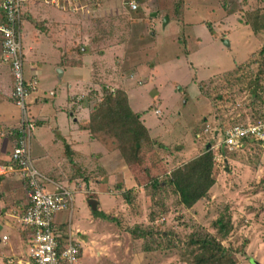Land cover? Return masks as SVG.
I'll list each match as a JSON object with an SVG mask.
<instances>
[{"label":"rangeland","instance_id":"rangeland-1","mask_svg":"<svg viewBox=\"0 0 264 264\" xmlns=\"http://www.w3.org/2000/svg\"><path fill=\"white\" fill-rule=\"evenodd\" d=\"M128 1L78 0L65 10L78 29L72 51L85 65L67 69L49 88L68 87L89 117L103 86L112 94L122 91L144 128L155 123L160 133L152 138L146 132L143 153L131 167L122 156L131 147L125 140L81 147V177L96 181V194L84 193L85 185L81 192L61 185L74 192L70 228L80 245L77 264H194L189 239L217 236L213 223L222 214L230 217V232L220 242L235 264H264V144L230 151L216 137L233 124L264 118V0H134L136 11ZM30 114H36L33 106ZM44 150L48 156L40 161ZM208 150L215 184L206 198L187 209L171 187L151 189L150 174L164 181ZM63 152L31 143L39 173L47 179L67 173L72 181L81 170L65 168ZM122 170L132 177L130 189L123 187ZM90 200L108 220L92 215Z\"/></svg>","mask_w":264,"mask_h":264},{"label":"crops","instance_id":"crops-1","mask_svg":"<svg viewBox=\"0 0 264 264\" xmlns=\"http://www.w3.org/2000/svg\"><path fill=\"white\" fill-rule=\"evenodd\" d=\"M50 1L31 0L26 2L22 8L20 30L24 52V74L26 79L32 77L37 79L36 90L31 93L28 100V110L30 109L31 112V106H33L36 113L35 116L32 115L36 122V130L31 143L35 139L36 144L41 148L43 145H57L59 149H64L65 168L81 170V173H78L72 181L69 177L66 178L67 173H61V176L56 175L55 177L47 175L51 182L47 186L49 191H53L57 185H70L75 189L78 187L77 191L81 192L82 185H85L84 193L96 194L93 192L96 181L89 177L83 180L84 176L81 177V174H83L85 165L80 164L79 161V158L86 157L81 153V147L96 144L88 131L82 130L81 127L89 121L90 109L84 107L80 103L79 96L71 93L68 87L66 90L49 89L58 85L57 81L66 75L67 69H80L85 65L79 62L81 58L78 56L80 55L74 53L71 48L75 47V42L77 44L79 40V36H75L78 33L77 25L68 17L69 12L64 10L62 3L56 0V3L52 4ZM0 15H2L1 11ZM68 35L71 37L68 38ZM56 71L61 73L57 75ZM68 83L69 81L67 85ZM12 91L13 80L10 66L3 59L0 37V164H6L8 161L15 143V130L20 122V115H17L14 110ZM127 103L130 104V101L128 100ZM84 108H87L86 114L83 112ZM141 119L144 125V120ZM145 127L152 138L160 134L157 133L158 127L155 123L152 127L150 125L149 127L145 125ZM35 132H37L36 136ZM183 153L180 151L176 154L182 156ZM42 155L43 157L38 158L40 161L47 158V151L44 150ZM53 167L60 172L58 166ZM121 173L124 178L121 180L123 187L130 189L127 185L133 184L132 177L127 171L122 170ZM108 178L110 179L108 186H110L112 177ZM113 178L116 180L115 177ZM108 196L113 195L108 192ZM25 201L26 188L18 175L0 177V258H4V264H7L9 260L17 264V261L22 262L25 259L30 240L29 234L21 229L11 217V213L20 209ZM67 219L68 213H61L56 217V223L63 227ZM3 237H6V240H2Z\"/></svg>","mask_w":264,"mask_h":264},{"label":"built area","instance_id":"built-area-1","mask_svg":"<svg viewBox=\"0 0 264 264\" xmlns=\"http://www.w3.org/2000/svg\"><path fill=\"white\" fill-rule=\"evenodd\" d=\"M31 0H1L0 37L2 56L10 66L13 80L12 101L19 111L20 122L15 130V143L6 164H0V177L16 174L26 188L24 205L11 213L19 227L29 234V245L25 259L17 264H77L80 256V245L76 234L70 228L71 212L74 206V192L61 185L49 191V179L39 173L31 161V139L36 130V122L30 116L28 100L36 90L37 79L25 78L24 52L21 37L22 8ZM52 4L56 0L50 1ZM64 10L76 7L78 0H58ZM130 11L138 6L134 0L127 3ZM157 113V112H156ZM206 128L203 133H208ZM221 136L219 147L230 151H241L248 143L264 144V119L255 123L233 124L217 131ZM197 138L200 134L196 135ZM68 213V229L63 232L62 225L56 223V217ZM2 240H6L3 237ZM7 264H13L11 260Z\"/></svg>","mask_w":264,"mask_h":264},{"label":"trees","instance_id":"trees-1","mask_svg":"<svg viewBox=\"0 0 264 264\" xmlns=\"http://www.w3.org/2000/svg\"><path fill=\"white\" fill-rule=\"evenodd\" d=\"M1 18L2 15H0ZM253 30L254 32H258L257 28H253ZM97 101H99V104L91 107L92 116L89 119L90 121L84 126L85 129L87 128L91 139L97 140L104 145L110 141H114V138L117 141L125 140L131 147L122 156L126 164L131 167L140 159L143 153L139 151L142 145L140 140L145 136L146 129L139 121V117L133 114L128 107L127 95L124 92L117 91L112 94L108 88L103 86L102 97ZM111 103L114 108L110 107ZM98 107L100 109L102 107L103 110H98ZM108 108H111L113 113H110L111 111ZM257 120L251 123H255ZM146 142L148 143L150 141ZM150 143L152 145V142ZM253 144L257 143H248L249 147ZM212 170L213 154L208 150L198 159L189 161L170 171L164 181H159L158 178H155L149 172L151 177L149 184L153 190H159L162 187H171L178 196L179 204L189 209L200 200L206 198L210 189L215 184ZM128 194H131V190H128L125 195L123 194L125 199L128 198ZM91 213L95 217L107 219L103 213L97 211H91ZM213 225L216 228L217 236H210L206 233L194 235L187 243L190 249L189 254L192 256L194 264H235L230 251L220 242L229 235L230 217L222 214L214 221Z\"/></svg>","mask_w":264,"mask_h":264},{"label":"water","instance_id":"water-1","mask_svg":"<svg viewBox=\"0 0 264 264\" xmlns=\"http://www.w3.org/2000/svg\"><path fill=\"white\" fill-rule=\"evenodd\" d=\"M225 45H227V42H225ZM58 73L60 74L61 72H58ZM96 205H97L96 201H94V200H90L89 201V206H90L91 211H95L96 210Z\"/></svg>","mask_w":264,"mask_h":264}]
</instances>
